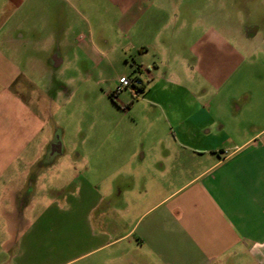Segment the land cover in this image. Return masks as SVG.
Here are the masks:
<instances>
[{"label":"rangeland","instance_id":"obj_1","mask_svg":"<svg viewBox=\"0 0 264 264\" xmlns=\"http://www.w3.org/2000/svg\"><path fill=\"white\" fill-rule=\"evenodd\" d=\"M248 25L264 37V0H27L18 11L0 0V39L14 41L0 48L10 63L0 59V91L15 98L0 105V136L17 137L26 113L15 111L34 103L52 114L46 137L65 146L57 166L40 135L12 165L20 200L0 203V264H160L136 238L103 241L126 234L125 206L92 217L93 198L78 186L148 139L173 141L188 113L198 124L212 112L227 146L253 133L264 121V48L246 42ZM57 54L61 67L50 61ZM124 76L145 88L113 99Z\"/></svg>","mask_w":264,"mask_h":264},{"label":"crops","instance_id":"obj_2","mask_svg":"<svg viewBox=\"0 0 264 264\" xmlns=\"http://www.w3.org/2000/svg\"><path fill=\"white\" fill-rule=\"evenodd\" d=\"M5 1L18 11L27 0ZM251 44L262 50L264 37L258 33ZM8 45L14 41L3 36L0 48ZM0 59L10 64L1 52ZM50 61L55 67L64 64L60 54ZM40 93L34 91L33 96ZM6 102H15L14 95L0 91V105ZM22 107L15 111L17 117L21 111L26 113L25 121L15 127L17 137L9 132L0 136V203L15 207L20 200L19 176L10 172L12 165L40 135L38 145L53 143L52 114L33 112L34 103ZM206 114L207 120L198 124L191 123L186 114L176 123L173 141L148 139L141 154L132 151L120 157L111 174L99 175L95 182L80 181L77 191L88 189L93 198L92 217L97 214L105 221L121 215L123 204L130 219L124 236L116 239L103 234V241L112 244L136 238L160 264H264V121L253 133L242 134L227 146L220 138L223 123L212 112ZM59 145L58 155H64L61 136ZM39 148L26 159L29 165L40 160ZM56 156H48L49 161L57 164ZM22 176L28 177L26 173Z\"/></svg>","mask_w":264,"mask_h":264},{"label":"flooded vegetation","instance_id":"obj_3","mask_svg":"<svg viewBox=\"0 0 264 264\" xmlns=\"http://www.w3.org/2000/svg\"><path fill=\"white\" fill-rule=\"evenodd\" d=\"M243 30H245V32H246L245 33L246 34V37H244V38H246V41H248V40L251 41V40H253L257 36V34L259 32V27L256 26V25H248V26H245V29H243ZM142 87H135L134 90L138 91ZM50 148L51 149H50V155L49 156L54 157L55 155H58L59 154V151H60L59 140H56V142L53 141V143L50 146Z\"/></svg>","mask_w":264,"mask_h":264},{"label":"built area","instance_id":"obj_4","mask_svg":"<svg viewBox=\"0 0 264 264\" xmlns=\"http://www.w3.org/2000/svg\"><path fill=\"white\" fill-rule=\"evenodd\" d=\"M144 86L143 82L137 77H121L117 88L115 90V95H119L124 91L133 90L135 87H142Z\"/></svg>","mask_w":264,"mask_h":264},{"label":"trees","instance_id":"obj_5","mask_svg":"<svg viewBox=\"0 0 264 264\" xmlns=\"http://www.w3.org/2000/svg\"><path fill=\"white\" fill-rule=\"evenodd\" d=\"M144 88H145L144 86H143L142 88H140V89L137 91V93L142 92V91L144 90ZM111 97L114 99V98L116 97L115 93L111 94Z\"/></svg>","mask_w":264,"mask_h":264}]
</instances>
